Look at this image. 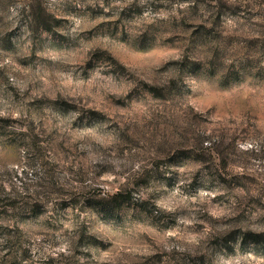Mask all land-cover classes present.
I'll use <instances>...</instances> for the list:
<instances>
[{
  "label": "rangeland",
  "instance_id": "1",
  "mask_svg": "<svg viewBox=\"0 0 264 264\" xmlns=\"http://www.w3.org/2000/svg\"><path fill=\"white\" fill-rule=\"evenodd\" d=\"M35 1L0 0V264H264V0Z\"/></svg>",
  "mask_w": 264,
  "mask_h": 264
},
{
  "label": "trees",
  "instance_id": "2",
  "mask_svg": "<svg viewBox=\"0 0 264 264\" xmlns=\"http://www.w3.org/2000/svg\"><path fill=\"white\" fill-rule=\"evenodd\" d=\"M40 2L35 1V4L32 6V15L34 17V21H36L38 27L37 28H45V29H48V30H51L52 27L51 25H47L45 22H42L44 20H41L44 16V8L40 6ZM47 21V20H45ZM114 199V201L118 200L119 198V194H116L112 197Z\"/></svg>",
  "mask_w": 264,
  "mask_h": 264
}]
</instances>
